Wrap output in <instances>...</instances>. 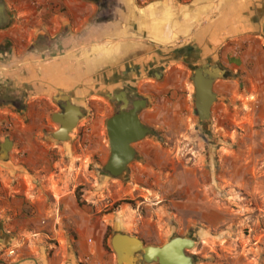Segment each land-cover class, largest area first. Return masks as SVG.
Wrapping results in <instances>:
<instances>
[{
  "label": "crops",
  "instance_id": "1",
  "mask_svg": "<svg viewBox=\"0 0 264 264\" xmlns=\"http://www.w3.org/2000/svg\"><path fill=\"white\" fill-rule=\"evenodd\" d=\"M5 5L10 25L0 30V46L4 38L14 45L0 50V143L9 139L12 149L7 159L3 147L0 153V251L13 255L0 264H115L109 246L114 232L146 245L165 243L166 225L156 231L138 211L167 212V219L177 220L183 205L176 199L166 209L148 204L150 154L161 149L157 135L183 131L194 109L192 97L180 102L176 93L170 100L163 94L181 81L188 61L213 59L228 70L249 61L264 80V0ZM151 94L156 101L150 108ZM123 95L147 102L139 119L153 133L132 146L137 160L127 180L98 171L109 157L105 123ZM63 97L83 115L67 140L52 138L58 125L51 117ZM162 187L165 196L176 191ZM138 197L141 208L124 204Z\"/></svg>",
  "mask_w": 264,
  "mask_h": 264
},
{
  "label": "rangeland",
  "instance_id": "2",
  "mask_svg": "<svg viewBox=\"0 0 264 264\" xmlns=\"http://www.w3.org/2000/svg\"><path fill=\"white\" fill-rule=\"evenodd\" d=\"M247 64L227 69L230 75L215 82L218 99L211 110L208 136L200 130L194 111L186 115L183 131L173 136L157 133L162 143L150 154L153 170L147 202L152 209H166L169 201L178 200L183 208L177 220L167 219V212L145 213L139 209L144 201L140 197L124 202L152 220L156 231L164 223L167 237L189 234L195 240L189 254L196 264H264V80L256 77L252 62ZM189 66L188 61L181 81L164 98L170 100L176 93L180 102L184 98L190 102ZM166 185L176 191L162 195L160 189Z\"/></svg>",
  "mask_w": 264,
  "mask_h": 264
},
{
  "label": "water",
  "instance_id": "3",
  "mask_svg": "<svg viewBox=\"0 0 264 264\" xmlns=\"http://www.w3.org/2000/svg\"><path fill=\"white\" fill-rule=\"evenodd\" d=\"M9 25L10 15L5 0H0V30L6 29ZM188 70L191 74L193 109L197 123L204 135L208 136L211 110L218 99L214 92V84L216 81L224 79L227 69L218 62L206 60L200 64L189 66ZM60 100L63 102L62 112L55 113L51 117L52 121L58 125V131L52 135V138L59 140L66 138L67 140L83 115L81 110L72 105L67 98L63 97ZM121 103L123 105L105 123L109 157L98 170L101 175L110 179H120L121 176L129 173L130 164L137 158V152L132 146L153 135L152 129L142 124L139 119V114L146 109L147 102L136 100L131 104L132 108L129 109L128 100L123 95ZM68 110H74L76 116L66 128L61 118L66 115ZM6 143L8 147L3 155L7 159L8 153L12 149L9 139H4L3 143H0V153ZM3 238L11 240V237L6 234H3ZM123 241L127 242V247H123ZM132 241L136 242L138 247L134 246ZM194 245L195 240L189 234L183 237L173 235L161 245H146L138 237L121 232L112 233L109 239L115 264H196L195 257L189 254V249H191L189 247H194ZM128 261L129 263H127Z\"/></svg>",
  "mask_w": 264,
  "mask_h": 264
},
{
  "label": "flooded vegetation",
  "instance_id": "4",
  "mask_svg": "<svg viewBox=\"0 0 264 264\" xmlns=\"http://www.w3.org/2000/svg\"><path fill=\"white\" fill-rule=\"evenodd\" d=\"M95 3H100L102 0H93ZM3 41H4V46H0V50H2V49H4V48H7V49H9L10 47H11V44H9V43H12L13 45H14V41L13 40H11V39H6V38H4V39H2ZM7 42V43H6ZM9 42V43H8ZM37 45V44H36ZM2 63V59L0 58V64ZM230 75V73L229 72H226L225 74H224V78L225 77H227V76H229ZM155 95L154 94H151V95H149V98H150V102L151 103H155ZM136 101V100H135ZM134 102V101H133ZM133 102H128V108L129 109H131L132 108V103ZM151 103H149V107L151 108L152 106H151ZM123 104L121 103V102H119L118 103V105L116 106V107H114L113 108V110H112V114H111V116L115 113V112H117L118 111V109L122 106ZM61 106L62 105H60L59 104V106H58V110L60 111V112H62V109H61Z\"/></svg>",
  "mask_w": 264,
  "mask_h": 264
},
{
  "label": "bare ground",
  "instance_id": "5",
  "mask_svg": "<svg viewBox=\"0 0 264 264\" xmlns=\"http://www.w3.org/2000/svg\"><path fill=\"white\" fill-rule=\"evenodd\" d=\"M75 116H76V112L74 110H71V111L68 110L67 113H66V115L61 118V121L64 123V127L67 128L70 125L69 123L72 122V120L74 119ZM6 147H8V144L7 143H6L5 146H3L4 150L7 149ZM121 239L125 240L124 238H121ZM132 244L134 246L138 247L137 244H136V242L132 241ZM125 246L127 247V242H124L123 241V247H125ZM189 248H192V247H189ZM125 252H126V250H125ZM122 253H124V251H122ZM127 255H128V253H127ZM127 263H129V261Z\"/></svg>",
  "mask_w": 264,
  "mask_h": 264
},
{
  "label": "built area",
  "instance_id": "6",
  "mask_svg": "<svg viewBox=\"0 0 264 264\" xmlns=\"http://www.w3.org/2000/svg\"><path fill=\"white\" fill-rule=\"evenodd\" d=\"M13 255L12 251H5V250H1L0 251V259L5 258V257H11Z\"/></svg>",
  "mask_w": 264,
  "mask_h": 264
},
{
  "label": "trees",
  "instance_id": "7",
  "mask_svg": "<svg viewBox=\"0 0 264 264\" xmlns=\"http://www.w3.org/2000/svg\"><path fill=\"white\" fill-rule=\"evenodd\" d=\"M110 236V232L107 231V233L105 234V241L109 238ZM107 249V248H106ZM108 250V249H107Z\"/></svg>",
  "mask_w": 264,
  "mask_h": 264
}]
</instances>
